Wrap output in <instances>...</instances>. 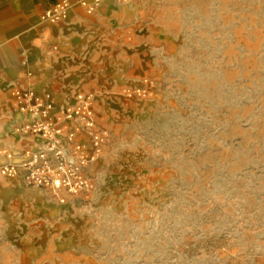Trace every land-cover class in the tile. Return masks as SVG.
Returning a JSON list of instances; mask_svg holds the SVG:
<instances>
[{"label": "rangeland", "instance_id": "374dc122", "mask_svg": "<svg viewBox=\"0 0 264 264\" xmlns=\"http://www.w3.org/2000/svg\"><path fill=\"white\" fill-rule=\"evenodd\" d=\"M123 5L148 25L134 76L72 90L105 135L92 189L0 175V264H264V0Z\"/></svg>", "mask_w": 264, "mask_h": 264}, {"label": "crops", "instance_id": "0c3cea01", "mask_svg": "<svg viewBox=\"0 0 264 264\" xmlns=\"http://www.w3.org/2000/svg\"><path fill=\"white\" fill-rule=\"evenodd\" d=\"M63 0H0V140H23L10 134L7 121L16 112L12 91L31 86L54 98L76 93L95 81L130 79L137 52L147 48V22L131 6L104 0L94 12L75 5L67 20L43 22L41 16ZM78 2L79 0H70ZM88 82V83H87ZM84 83H87L84 85Z\"/></svg>", "mask_w": 264, "mask_h": 264}, {"label": "built area", "instance_id": "2783aa9c", "mask_svg": "<svg viewBox=\"0 0 264 264\" xmlns=\"http://www.w3.org/2000/svg\"><path fill=\"white\" fill-rule=\"evenodd\" d=\"M134 0H114L129 4ZM104 0H63L47 9L43 22L67 20L72 8L81 4L94 12ZM16 109L25 121L16 129L19 140L26 142L18 152L0 147V175L20 178L30 188L58 195L65 191L78 195L92 189L86 168L96 161L105 146V135L99 130L93 97L76 93L72 101L57 104L54 97L39 95L31 86H18L12 91ZM83 132L90 139L93 152L83 142Z\"/></svg>", "mask_w": 264, "mask_h": 264}]
</instances>
